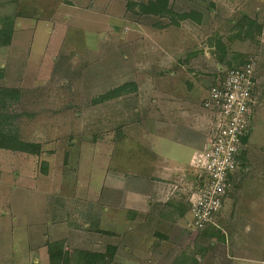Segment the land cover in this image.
I'll return each instance as SVG.
<instances>
[{"label":"rangeland","instance_id":"obj_1","mask_svg":"<svg viewBox=\"0 0 264 264\" xmlns=\"http://www.w3.org/2000/svg\"><path fill=\"white\" fill-rule=\"evenodd\" d=\"M149 2L0 0V17L16 23L11 44L0 48V115H17L15 133L42 147L37 157L0 150L1 264H48L47 244L59 238L74 261L111 245L110 264H264V79L251 105V165L236 170L215 223L197 231L191 220L196 233L180 229L178 245L157 239L155 222L144 221L157 205L144 177L152 158L141 166L139 147L152 148L156 135L137 123L158 105L200 104L199 79L212 82L219 63L225 74V59L250 60L244 53L257 43L230 37L241 17L257 8L264 17V0H170L173 12L161 17L134 9ZM191 11H201L202 22L178 16ZM217 39L226 44L222 54ZM260 61L264 74V51ZM129 83L136 87L127 96L111 97ZM126 109L141 111L128 136Z\"/></svg>","mask_w":264,"mask_h":264},{"label":"crops","instance_id":"obj_2","mask_svg":"<svg viewBox=\"0 0 264 264\" xmlns=\"http://www.w3.org/2000/svg\"><path fill=\"white\" fill-rule=\"evenodd\" d=\"M259 10V8L256 9V14L254 16L247 15L262 26V30L256 29L251 35V40L257 43L256 51L253 54L250 52L244 53L247 58L253 55L252 57H249V59L255 67L256 84L252 93L251 105L254 103L253 100H255L254 91L260 84L261 78L264 79V74L259 71L261 63L260 55L264 51V17L258 13ZM242 52L243 51H241V53ZM217 69L220 70V67L217 66ZM185 70L187 75H189V69ZM220 72L222 73L223 71ZM220 78V76H215L210 83L212 84ZM198 83L200 93L202 94V92H205V96H203L200 104H195L193 101H190L188 108H185L184 110H164L163 106L160 107V105H158V109L154 112V115L146 110L142 113L141 119L137 122L142 128V120L145 121V126H147L150 131H154L156 135L155 144L152 148L143 146L146 148L143 149V147L137 145V143L135 145V147L137 146L136 148L140 146L139 155H141V160L144 162L141 166L146 165L145 161L152 158L150 162L151 173L150 175L146 173L144 177L152 191L151 199L153 201L150 205L156 203L157 209L151 217L150 215H147V217L144 218V221L155 222L158 227L157 232L155 233L156 238L161 239L164 242L167 241L168 243L172 240L174 242L173 245H178L179 241L175 239V236L179 234L180 229H182V231H189L191 234L196 233L191 226V218L189 219V217H191L189 197L197 187L199 181L205 177L204 166L206 159L204 154L217 126L216 117L203 108V102L208 97L211 84H208L207 81L203 79H199ZM193 86V84L189 85L190 90H192ZM152 98L154 97L152 96ZM153 100L154 102H164L165 99L164 96H161L158 97V99L155 98ZM126 110L127 111L125 112L129 118V126L126 129V136H128L129 132L131 133L130 130L136 128L133 126V122L135 121L133 120L135 118H133V116L141 111L137 109L136 111L134 109L133 112H130V109ZM212 116H214V119ZM252 120L253 115L250 122L249 133L247 137L241 139L242 146L238 156V167L244 166V164L246 165L245 167L251 165L247 156V150L249 147L247 144L250 140V137L248 136H250L253 131ZM166 133L168 134L167 136L165 135ZM126 138L125 140H127ZM148 151L151 155L148 154ZM154 151L155 155H153ZM238 167L236 169L237 171ZM250 170L251 168L247 169L248 172ZM237 171L229 175V184L232 183L235 176L238 174ZM241 179L240 176L239 180ZM251 203L252 208H256L259 205L256 200H251ZM250 230L251 228L248 227L247 231ZM166 231L172 232L167 233ZM209 237L207 236V239ZM213 238L214 237L212 236L210 237L212 242ZM6 248L4 241H1L0 264L2 263V259H5L4 257L7 252Z\"/></svg>","mask_w":264,"mask_h":264},{"label":"built area","instance_id":"obj_3","mask_svg":"<svg viewBox=\"0 0 264 264\" xmlns=\"http://www.w3.org/2000/svg\"><path fill=\"white\" fill-rule=\"evenodd\" d=\"M255 84L254 64L229 69L203 103L216 117L217 126L204 154L205 177L189 197L192 226L197 231L215 223L222 211L229 175L238 167L241 139L250 130Z\"/></svg>","mask_w":264,"mask_h":264},{"label":"trees","instance_id":"obj_4","mask_svg":"<svg viewBox=\"0 0 264 264\" xmlns=\"http://www.w3.org/2000/svg\"><path fill=\"white\" fill-rule=\"evenodd\" d=\"M170 0H150V2L146 5H134V9L138 6L142 12L156 15L158 17L164 16L165 14H170L172 11L170 7ZM201 11H191L188 13L178 14L181 19H193L195 22H202L200 20ZM259 29L262 30V26L259 25L255 20H252L249 16L245 15L241 17L238 21L235 22L233 26L234 35L230 38L232 39H246L248 37L251 38V35L254 30ZM16 31V23L15 19L12 17H0V48L8 47L11 44L13 33ZM228 39V38H227ZM214 46V45H213ZM225 42L222 43L221 40L217 39L215 42V51L216 54H222L226 47ZM226 50V49H225ZM218 52V53H217ZM227 54V51H225ZM252 63L250 60L243 61L241 63L233 64L230 59L229 62L225 59V64L229 69H234L241 67L245 64ZM220 69L223 67L221 63H219ZM225 69V68H224ZM217 76H220V79H223L225 74L221 73L219 69H217ZM136 85L133 83L124 84L118 89L113 90L110 94L114 99H118L121 96H125L132 92L135 89ZM6 92H16L13 89L10 91L6 90ZM0 117V150L23 154L31 157H37L42 153L41 145L37 143H31L28 141H24L21 139L19 134L15 133L13 130V122L17 115H6L2 114ZM10 121V122H9ZM12 122V123H11ZM11 124V127H8L7 124ZM9 124V125H10ZM8 128H6V126ZM102 234V231H99ZM108 235H114L110 231H105ZM47 258L48 264H110L116 256L117 247L107 245L104 253H101L98 258H91L85 260V258H78L77 260H72L70 250L68 249V242L65 239H59L52 243L47 244ZM186 258L190 259L191 262H198L197 257H193V255H186Z\"/></svg>","mask_w":264,"mask_h":264}]
</instances>
